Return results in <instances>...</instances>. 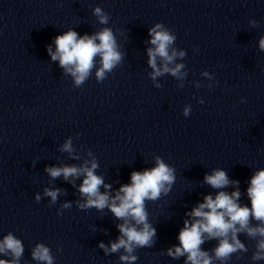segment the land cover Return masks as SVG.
Instances as JSON below:
<instances>
[{"label":"clouds","instance_id":"obj_1","mask_svg":"<svg viewBox=\"0 0 264 264\" xmlns=\"http://www.w3.org/2000/svg\"><path fill=\"white\" fill-rule=\"evenodd\" d=\"M92 12L101 25L108 24L110 17L101 7H94ZM250 23L254 27L258 26L256 20H251ZM148 35L150 37L148 42L154 46L147 49L148 65L153 70L150 73L151 78L155 80L164 73L180 78L183 75L181 69L184 65L176 64L173 68L169 67L177 56L183 58L186 55L184 51L177 52L175 49L170 53L169 46L175 42L176 36L162 23H156L149 28ZM54 44L55 51L52 50L51 45L47 47L51 60L58 61L65 73L71 74L76 87L83 85L89 77L91 69L95 66L96 57H99L100 63L95 73L97 82L104 81L105 74L111 72L122 61V54L118 50L113 30L109 27H103L93 35L83 36L69 29L57 35ZM259 48L264 51V37L259 40ZM158 57L162 61V67L157 66ZM202 74L208 76L207 72ZM155 86L161 87L159 84ZM198 102L203 103V100ZM244 102L242 99L241 103ZM190 111L191 106H185L183 115L188 117ZM61 150L71 153L72 141L70 139L66 141ZM155 161V167L133 171L130 175L131 182L122 184L114 195H110L112 185L105 184L103 177L95 174V169L98 167L95 160L91 161L90 167L86 166L88 163L86 162V165L80 167L75 165L46 167L45 171L53 179L63 176L66 181L69 177L83 176L78 191L86 199L83 203L77 202L78 208H95L98 211L108 208L115 218L122 221L116 225L120 233L117 240L110 242V247L105 246L103 242L99 247L105 254L116 253L123 249L126 254L119 257L121 264H134L138 259L132 254L135 249L153 247L155 244L156 229L148 221L145 202L156 201L162 193L167 194L175 182L174 169L159 156ZM70 182L74 184V180ZM204 182L213 189H224L232 185L235 190L231 194L221 190L214 197L211 194L205 195L203 202L186 213L190 220L186 219L183 228L179 231L177 237L179 245L169 248L167 255L173 259L186 256L185 264H214V261L228 264L233 254L248 251L238 238V234L243 233L256 241L251 259L264 260V169L256 171L250 178L246 190L250 207L238 202L241 198L240 182L230 181L224 170L215 169L211 174H205ZM101 186L105 191L101 192ZM60 193L59 188L44 189V195L50 197L53 204ZM40 199V195L37 194L35 200L39 202ZM70 207V203L62 205L64 209ZM61 214L58 210L57 215ZM253 221L257 223L253 224ZM206 239L218 241L210 252L201 248ZM0 254L11 256V259H0V264H20L24 254L22 241L12 232H8L0 241ZM31 258L43 264H54L51 249L43 243L37 244L32 249Z\"/></svg>","mask_w":264,"mask_h":264}]
</instances>
